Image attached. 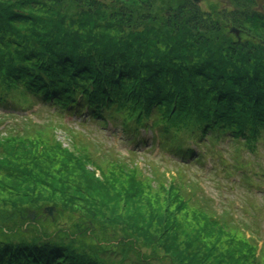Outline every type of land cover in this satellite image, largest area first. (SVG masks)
I'll list each match as a JSON object with an SVG mask.
<instances>
[{
    "label": "trees",
    "instance_id": "1",
    "mask_svg": "<svg viewBox=\"0 0 264 264\" xmlns=\"http://www.w3.org/2000/svg\"><path fill=\"white\" fill-rule=\"evenodd\" d=\"M231 25L247 39H234ZM13 100L85 112L135 145L150 129L153 142L197 162V147L221 152L227 141L233 161L221 159L222 171L264 180L263 165L241 159L264 144V0H0V105ZM14 130L0 133V182L10 185L0 200V264H128L131 256L154 264L141 257L145 246L170 264H263L244 231L251 227L219 215L213 200L204 208L211 217L197 224L204 235L191 236L178 220L191 206L182 184L155 190L122 164L100 166L87 146L69 150ZM52 201L86 209L89 230L48 220L17 229L20 210ZM110 231L124 236L99 248Z\"/></svg>",
    "mask_w": 264,
    "mask_h": 264
},
{
    "label": "rangeland",
    "instance_id": "2",
    "mask_svg": "<svg viewBox=\"0 0 264 264\" xmlns=\"http://www.w3.org/2000/svg\"><path fill=\"white\" fill-rule=\"evenodd\" d=\"M210 2L223 5L226 3V0H203L201 4L205 7ZM228 28L230 31L233 28L238 30V34L233 35V38L238 40V42L247 39L246 33L240 28H236L233 25ZM12 102L16 109H5L0 106L1 134H6L11 130L15 131L14 128H17L21 135H24L25 130H27V133L33 135L40 134L44 138L47 136L49 139L60 142L63 148L69 150L87 146L88 150L94 153L100 166L110 167L114 164H122L123 167L133 170L134 174L143 177L144 180L148 179L147 181L152 183V187L155 190H159L161 183L167 184L172 181L180 183L187 192L184 197L191 205L186 211L178 214V220L182 226L180 231H184V233L191 236L204 235L203 232L196 231L200 229V226L197 224L202 223L203 227V222L206 219H202L201 217H211L212 213L204 208L207 202L210 205L212 204L210 200H213L214 205L212 206L215 212L223 215L225 211L232 210L231 213L235 215L234 217L237 220L250 225L251 228H245L248 235L253 232L261 238V240L259 238L258 240H254V244L256 245L257 243L261 249H259L260 260L264 264V184H262L263 187H252L251 184L248 185L245 181H239V177L235 174V171L229 175H226L222 171L223 165L220 162L221 159H224L227 163L233 161L232 149L226 141L217 144V148L221 152H213L204 146L197 147V155H201L203 161L193 163V159L185 160L174 156L165 147L158 145L156 143L159 140L158 136L154 137L156 140L155 147L151 146V141L149 140L152 136L151 130H147L146 134L144 131L142 132L141 135H145L148 142L137 149L131 144V141H127L128 138L123 134L120 126H114L111 123L103 125L97 122L96 119L83 115L76 117L75 115L64 114L61 116L57 113L58 107H55L51 103L41 102L32 107L34 104L29 100L26 102L24 100H13ZM11 111H14L11 114L16 116L6 114ZM25 116L28 119L24 118ZM21 120L28 121L21 122ZM21 127L23 129H20ZM255 154L256 152L244 150L241 159L252 161L253 167L257 169V165L259 164L264 166L263 143L259 144V151ZM9 186L8 183L0 182V200L6 198L8 193H10V190H6ZM42 194H46L45 191ZM200 205H204V207ZM50 206L53 207L52 214H49L46 210ZM79 207L78 205L68 208L52 201L47 203L41 211H37L36 209L20 210L18 216L23 217V220L25 218V220L17 229L32 230L39 223V220H48L57 226L58 229L68 232L79 231L82 228L89 230L88 225H91L89 222L91 217L86 209L82 207L79 209ZM32 222L34 223L32 224ZM85 223L86 225L82 226ZM95 229L104 228L98 225L97 227L95 226ZM110 233L106 237L107 239L102 237L100 243H97L100 245L99 248H112L107 243L112 244V240L120 241L118 239H122L124 236L123 234V236L112 237L114 234L111 231ZM184 233H180L183 238H185ZM252 238H254V235ZM204 240L211 241L209 239ZM90 243L93 242L90 241ZM129 252L134 253L133 251ZM143 252L144 254L142 256L140 254V256L154 264L171 263V259L163 254L164 251L162 249L155 250L152 246H145ZM122 253L125 256L124 250ZM105 256L107 257L106 254ZM132 259L133 256L130 257L128 264H132ZM159 259L160 261H157ZM110 260V258H106V261Z\"/></svg>",
    "mask_w": 264,
    "mask_h": 264
},
{
    "label": "water",
    "instance_id": "3",
    "mask_svg": "<svg viewBox=\"0 0 264 264\" xmlns=\"http://www.w3.org/2000/svg\"><path fill=\"white\" fill-rule=\"evenodd\" d=\"M196 4H198V3H200L202 0H193ZM47 212L49 213V214H52V212H53V207L52 206H50V207H47Z\"/></svg>",
    "mask_w": 264,
    "mask_h": 264
}]
</instances>
